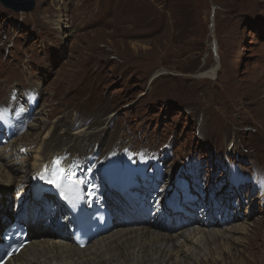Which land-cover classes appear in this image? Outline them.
<instances>
[{
    "label": "rangeland",
    "instance_id": "obj_1",
    "mask_svg": "<svg viewBox=\"0 0 264 264\" xmlns=\"http://www.w3.org/2000/svg\"><path fill=\"white\" fill-rule=\"evenodd\" d=\"M213 67L214 77L199 76ZM162 69L169 73L152 78ZM263 80L264 0H36L30 12L0 0V103L15 87L39 88L31 123L38 127L26 138L50 139L48 149L74 152L75 128L85 126L106 129L97 132L106 147L124 138L159 146L171 139L175 159L218 153L221 161L226 151L264 170V101L255 103ZM24 135L14 141L25 142ZM248 205L240 220L219 228L262 221L264 209L247 215ZM41 231L56 237L51 228ZM237 256L254 263L248 251Z\"/></svg>",
    "mask_w": 264,
    "mask_h": 264
},
{
    "label": "bare ground",
    "instance_id": "obj_2",
    "mask_svg": "<svg viewBox=\"0 0 264 264\" xmlns=\"http://www.w3.org/2000/svg\"><path fill=\"white\" fill-rule=\"evenodd\" d=\"M216 71L217 67H213L211 70L199 74V76L212 78ZM168 73L163 69L157 70L152 78ZM176 74H180V72ZM260 85L264 86V80L259 82ZM255 90L259 95L255 103L259 105L264 101L261 95L264 93V88ZM227 118L224 119L225 122H227ZM30 127L38 126L31 124ZM94 131L96 130L85 126L75 128L73 133V140L76 141L75 153L82 148L87 150L92 147L93 150L96 144L92 145V143L95 141H99L100 144L104 142V138L97 132L105 133L107 130ZM28 134L29 132L25 133V139L22 138V141L23 139L26 140L23 143L12 140L8 145L0 147V224L4 222L1 225L3 228L0 231V236L15 216V209L12 210L10 204L12 185L17 184L15 186L17 188L28 173L37 167L39 162L50 159L56 153L64 150L72 151V147L55 149L52 146V149H48L50 139L40 142L36 141L38 140L37 137L27 139L26 135ZM48 136L50 137V130L44 139ZM94 136L96 137L94 142L89 141L85 144L89 138ZM22 147H27L28 154L20 152ZM29 182L27 181V183ZM111 203L114 204L115 213L118 217L117 228L115 231L101 236L85 248L78 247L66 229L58 228L57 234L53 231L56 237L44 239L41 230L52 228V224H48V220L43 214H38L32 221L28 217L29 222H31L28 228L31 242L5 264H109L111 262L106 260L115 257H123V264H183L188 260H194L190 262V264H194L197 263V259L202 262L201 264H214L217 261L225 260L226 263L223 264H244L237 261V255L241 256L246 251L252 256L253 264H264V223L261 224L264 222V218L255 225H251L253 228L242 223H236L225 229L219 228L223 225L217 221H211L210 224L206 225L195 218L184 230L176 232L163 230L161 226L148 225L143 217L144 209L136 211L133 206L128 204L119 206L114 201ZM13 206L15 207V203ZM247 213L248 211L245 212V214ZM1 218H3L2 221ZM235 219L240 220L241 218L236 215ZM176 220L179 221L178 218ZM211 226L213 228H210ZM246 232L257 233L254 238L255 242L249 238L239 240L234 237L236 233L244 234ZM210 240L214 242L210 244ZM190 242L192 245H189ZM234 243L241 247L234 248ZM228 260L230 261L228 262Z\"/></svg>",
    "mask_w": 264,
    "mask_h": 264
},
{
    "label": "snow or ice",
    "instance_id": "obj_3",
    "mask_svg": "<svg viewBox=\"0 0 264 264\" xmlns=\"http://www.w3.org/2000/svg\"><path fill=\"white\" fill-rule=\"evenodd\" d=\"M63 157H57L52 162V171L47 183L58 190H64L65 180L72 186V191H79L80 187L86 183L83 179H73V173L62 166ZM47 171V169H46Z\"/></svg>",
    "mask_w": 264,
    "mask_h": 264
},
{
    "label": "water",
    "instance_id": "obj_4",
    "mask_svg": "<svg viewBox=\"0 0 264 264\" xmlns=\"http://www.w3.org/2000/svg\"><path fill=\"white\" fill-rule=\"evenodd\" d=\"M4 5L16 11L30 12L35 8L36 0H1Z\"/></svg>",
    "mask_w": 264,
    "mask_h": 264
}]
</instances>
